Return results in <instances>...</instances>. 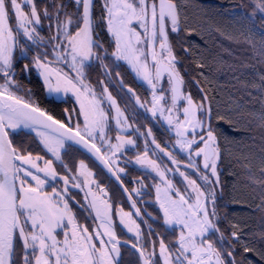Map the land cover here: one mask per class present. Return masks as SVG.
Instances as JSON below:
<instances>
[{
  "label": "snow or ice",
  "instance_id": "snow-or-ice-1",
  "mask_svg": "<svg viewBox=\"0 0 264 264\" xmlns=\"http://www.w3.org/2000/svg\"><path fill=\"white\" fill-rule=\"evenodd\" d=\"M75 3L77 12L69 13L65 5L57 0H53L51 11L47 7L38 10L34 0H23L24 6L29 8L26 12L18 0H0V79L3 81L0 83V264H14L11 258L14 255V238L17 235L22 239L25 249L23 264H117V258L120 256L118 245L121 241L116 238L108 212L111 205H104L103 223L98 226L103 231L89 233L86 227L75 223L65 199L71 198L68 193L69 186L79 188L80 184L75 180L70 183L68 176H59L51 160H43L40 156L33 157L30 152L27 155L19 154L8 139V131L20 126L33 128L47 152L51 153L54 159L61 161L62 165L60 152L64 149L66 140L75 141L86 149L90 147L99 152L95 144L89 145L85 137L81 136L78 124L74 132L60 120L26 102L11 90L13 86L21 88L13 78L16 75L14 50L19 47L21 54L28 59L26 54L35 46V54L30 58L31 67L42 77L47 90L56 94L73 92L77 99L81 100L80 110L84 113L85 135L94 139L93 132H96L101 140L105 139L103 133L107 116L99 109V101H89V109L85 110L81 98L86 99L85 92L95 97L91 85L85 83V67L91 66L93 61H98L105 68L107 75L108 69L103 64V58L108 53L102 43L93 38V0H75ZM255 7L264 13V0H259ZM104 8L107 13L108 31L114 37L116 45V51L111 55L117 60L127 61L133 70L151 85L154 93L152 114L155 116L159 112L163 115L165 110L169 113L166 117L167 123L175 127L177 135L174 147L191 150L195 157L203 158L202 167L206 174H202L200 179L205 183L207 191L196 186L194 180L188 181L194 186L192 191L196 193L195 204H190L179 190L175 189L173 191L178 198L173 199L166 194V200L161 203L164 224L169 227L179 225L181 229L171 250L169 244L159 238L158 255L162 258V264H237L232 251L224 247L227 238L219 232L217 224L213 222L216 216L214 185L219 183L217 162L220 149L210 122L211 109L206 108L204 102L197 104L190 94L184 93V80L176 67L178 60L166 30L167 21L172 32L179 31L180 14L177 4L173 0H111L110 3L105 0ZM41 15L48 22L49 35L46 38L37 30L41 27ZM255 16L256 12L253 11L247 25L250 34L254 31L252 20ZM10 19L15 20L14 27L10 25ZM134 21L138 22V26L143 30V37L131 26ZM255 28L258 29L259 38L252 40L246 36L245 41L257 46L259 53L264 55V17L255 23ZM21 40L24 41L23 44L20 43ZM142 43L151 46L150 52L146 53L143 48L138 47ZM157 44L159 51L156 50ZM184 51L187 52L188 49L185 48ZM49 56H54L55 60L49 59ZM148 56L151 58L152 68H149ZM54 63L69 66L75 75V82L67 74H62L59 68L53 67ZM23 71H29L28 64L23 65ZM164 74L167 75L170 85L168 91L171 103L167 109L160 103H167L163 95L165 90L160 87L161 95H155ZM103 90L107 92L106 86ZM108 99L115 103L110 94ZM180 101H185L187 105L182 110L179 108ZM117 114V125H120L123 119L124 125L131 127L119 108ZM180 116H183V120ZM201 116L204 119H201ZM67 119L71 120L72 117L68 116ZM148 134H151L150 129ZM115 139V145H108L113 150V155L124 145L131 146L136 143L119 135ZM151 143L155 145L154 140ZM148 144L149 142L145 141L143 155H137L132 162L157 171L163 178L164 172L160 171L156 161L148 157V152L155 150L150 149ZM194 145L197 147L193 150ZM155 148H159V145H155ZM167 155L170 157L171 153ZM37 161L42 162L44 166L40 167ZM189 166L196 167L194 163ZM64 167L66 168V165ZM84 167L81 161L80 168ZM119 171L123 172V169ZM261 174L264 175V170ZM29 178L35 183V187L30 184L26 186ZM58 179L62 181L64 188L59 192L53 188L52 194L42 193L45 184ZM168 188H172L171 182H168ZM157 192L159 193V188ZM157 198L159 199V195ZM92 207L96 208V215L101 216L95 203ZM136 211L139 212L138 209ZM131 217V212L120 211V223L126 225L127 230L134 232L139 239L140 225ZM65 218L72 225L71 232H64V239L60 241L54 233L62 227ZM148 231L151 233L153 230L149 227ZM210 235L217 236L220 248L207 238ZM94 236L100 238V248L93 243ZM104 237H107V242ZM231 237L233 240H239L236 232H232ZM149 243L152 244L153 251L147 253L144 264H155L156 242ZM132 248L136 249L137 245L133 244ZM221 248L224 250L221 251ZM28 250H31V255ZM244 250L251 251L247 246ZM139 254L141 257L145 256L143 248L139 249ZM224 257L228 258L227 261Z\"/></svg>",
  "mask_w": 264,
  "mask_h": 264
},
{
  "label": "trees",
  "instance_id": "trees-1",
  "mask_svg": "<svg viewBox=\"0 0 264 264\" xmlns=\"http://www.w3.org/2000/svg\"><path fill=\"white\" fill-rule=\"evenodd\" d=\"M173 1L180 22L178 32L169 31V41L177 69L193 99L205 103L207 97L219 142L220 189L214 223L227 238L224 247L232 251L237 264H264V55L245 41L246 36L259 38L255 23L264 13L255 7L259 0ZM253 11L250 34L247 25ZM104 28L109 34L107 25ZM108 36L112 51L115 42ZM122 67L127 69L125 63ZM154 126L164 134L163 141H173L160 123ZM136 173L147 176L140 169ZM146 190L152 198L151 187ZM153 224L156 241L163 238L174 247L177 229L166 227L161 218ZM232 232L239 240L232 239ZM208 238L220 248L216 235ZM245 246L251 251L245 252Z\"/></svg>",
  "mask_w": 264,
  "mask_h": 264
},
{
  "label": "flooded vegetation",
  "instance_id": "flooded-vegetation-1",
  "mask_svg": "<svg viewBox=\"0 0 264 264\" xmlns=\"http://www.w3.org/2000/svg\"><path fill=\"white\" fill-rule=\"evenodd\" d=\"M34 2L38 10L45 7H47L49 11L52 10L53 0H34ZM57 2H62L66 7L67 12H77L75 0H57ZM18 3L22 4L24 11H29V8L24 6L23 0H18ZM92 17L94 21L93 38L102 43L104 49H106L108 53L106 56L101 53V55L104 56L103 64L107 66L108 74L106 75L105 68L98 61H93L91 66L85 67V83L91 85L92 90L95 92V97L85 92L86 99L84 97L81 98L85 104V110L89 109V101H92L93 99L99 101V109L102 110L107 116V124L104 128L103 135L105 139H109L111 144L117 143L115 137L119 135L121 137L124 136L126 139L130 138L134 140L136 142L135 144L137 145L140 141L137 135V125L139 121L138 119L141 118V124L145 127L147 140L154 148L155 145H159V148L155 149L161 150L165 147L167 141H163V133L158 130L155 131L154 124L157 125L159 120L154 118L152 119V124H148L146 122V119L148 118V112L145 107H141V105H144V100L148 94V90L144 85L138 82L131 69L128 65H126L125 62L117 60L111 55L114 52V49L110 51L108 48V43L110 40L108 35L110 33L106 34V30L104 28V26L107 25V13L104 8L103 0H93ZM75 18L76 17L74 15L73 19ZM9 23L14 27L15 20L10 19ZM47 24L48 22L45 21L43 15H41V27L37 30L45 38L49 35ZM110 37L112 39L111 34ZM20 43L23 44L24 41L21 40ZM46 43L47 41L45 40L44 44L46 45ZM35 51V46H33V49L26 54L29 58L25 59L21 54L19 47L14 50V67L16 69V75L13 78L21 85V88L17 89L13 86L11 88L12 92L23 98L26 102L32 103L33 106L39 107L48 115L53 116L54 119L60 120L69 128H72L74 132L76 131V125L78 124L81 136H84L85 139L90 141L92 144H95L96 148H98L102 155L107 159L114 172L117 174L127 189L130 197L136 202V206L140 207V211L147 221L145 222L143 220L140 221L137 219L136 210L134 209L133 211V208H131L129 205V196H126V193L118 185L113 176L108 173L91 155H89L84 149L75 143L67 140L65 141L64 149H61L60 152L63 165L61 161L54 159L53 155L47 152L41 143V140L36 138L31 130L21 129L18 133V137L22 136L23 140H20L19 142L16 141V134L14 135L12 133L11 138L8 131L13 146L19 151L24 150L25 154L30 152L33 156H40L43 160H51L52 165L59 176H68L70 183L72 180H75L76 183L80 184L79 188L69 186L68 193L71 198L65 197V199H67L69 209L73 214V219L77 225L86 227L89 233H93L96 230L102 231L101 228L98 227V219L99 217H103V213L105 211L104 205H111V208L108 210V212L113 222L116 238L126 240L137 245L139 248H143L145 251V257H147L146 253L153 251V246L151 243H149V241L155 240V242H157V238L154 237V235H156L155 232L152 231L149 233L148 229L151 227V229L154 230L153 223L160 219V212L153 200V196L151 198L146 194L147 190L141 192L139 195H136L133 194V188L137 186L136 184L138 181H143L146 189L149 186L151 187L153 195L154 182L156 183L155 176L152 174V172L143 170L132 163H127L124 165V167L121 164V167L124 168L123 170H125V172L123 173L119 171L120 167L118 168L115 166L105 155L103 149L100 146V142L98 141L99 136L97 133L93 132V136L95 137L94 139H89V137L85 135L83 131L85 125L84 113L80 110L81 100H78L76 95L71 91H69L67 94H56L50 93L47 90L43 83L42 77H40L38 72L31 67L30 58L35 54ZM49 59L55 60V57L49 56ZM122 63H125L127 68L126 70L122 67ZM24 64L29 65V71H23ZM53 67L59 68L62 74H67V76L72 78L75 82V75L69 66L54 63ZM166 76L167 75L162 78L160 83L164 81ZM2 82L3 81L1 79L0 83ZM139 84L141 90L140 92L138 89ZM77 86L79 87V85ZM104 86H106L107 92H104ZM81 91L83 92L84 90L81 89ZM107 94L111 95L115 103L110 102L106 98ZM117 108H119L124 117H127V124L131 125V127H126L124 125L123 119H121V124L117 125ZM65 110H67V112ZM138 115L140 118H138ZM68 116H71L72 119H67ZM122 128H124V130H121ZM147 128H150L153 133L154 140L156 142L155 145L151 143L152 141L147 135ZM32 144L34 147L31 146ZM132 151L133 150L130 147L125 146L120 150L121 154L129 155L132 154ZM81 161L85 165L83 169L80 168ZM37 163L40 167L44 166L40 161H37ZM163 164L168 165V162H164ZM65 165L66 168L64 167ZM183 165L186 166L187 164L184 162ZM191 168L194 169L193 167ZM69 169L71 170L70 172L68 171ZM137 169L143 170L147 176L145 177V175H138L136 173ZM176 170L179 169L176 168ZM81 173H83V175H81ZM88 173H91V175H88ZM148 176L150 177L147 178ZM41 178H43V176ZM28 184L32 185L33 187L36 186L30 179H27L26 181V186ZM53 188L59 192L62 188H64V185L59 179L54 182L49 181V183L45 184L43 187L42 193L52 194ZM93 203H95L99 208L101 216L96 215V208L92 207ZM122 208H125L126 211L131 212L137 223L140 225L141 237L139 239H137L135 233L132 234V232H129L128 230L126 231L122 228L118 220L119 212L122 210ZM71 227V224H69L67 218H65L62 227L55 230L54 234L56 235V238L60 241H63V233H70ZM99 239V237H93V243L96 244L97 248L100 247ZM104 239L107 242V237H104ZM119 249L121 253L120 260L117 262V264H139V262L142 264L139 253L133 249L131 245L120 243ZM24 254L25 249L23 247L22 239L17 235L14 238V255L12 257L14 264H23ZM28 254L31 255V250H28ZM36 254H39L38 251ZM159 261L160 260L156 258L155 264Z\"/></svg>",
  "mask_w": 264,
  "mask_h": 264
},
{
  "label": "rangeland",
  "instance_id": "rangeland-1",
  "mask_svg": "<svg viewBox=\"0 0 264 264\" xmlns=\"http://www.w3.org/2000/svg\"><path fill=\"white\" fill-rule=\"evenodd\" d=\"M103 2L105 4V0H103ZM108 2L110 3L111 0H108ZM131 26L137 32H140L141 37L144 36V32L138 26V22L134 21ZM167 26H168V22H167ZM168 30L169 31L171 30L170 27H168ZM112 39L114 40L113 36H112ZM138 47L143 48L146 53L150 52V48H151L150 45H144L143 43L141 45H138ZM157 48H158V44L156 46V50H157ZM115 51H116V45L114 47V52ZM13 60H14V52H13ZM119 60L125 62L126 65L129 66V68L131 69L132 73L134 74V76L136 77L138 82H140V84L144 85L145 88L148 90V94H147V96L145 97V100H144V105H145V108H146V110L148 112V118L146 119V122L148 124H152V119L157 118L159 120L160 125L163 126L166 130H168L171 135H173V141H167V144L165 145L166 148L164 147L161 150H156L150 143L148 144V147L150 149H155L154 151H149L148 152V157H149V159L156 161V163L159 165L160 171L164 172V177L163 178L160 177L159 173L157 171L152 170L151 168L142 167V166L132 162V161L135 160V157L137 155H143V152L145 150V148H144L145 141H148L147 137H146L145 127L142 126L141 118H140L139 115H138L139 116L138 118H140V119H138L139 121H138V125H137V135H138V138L140 140L139 143L137 145L135 144V145H131V146L130 145H124L125 147H130L133 150L131 155H129V154H121L120 151L116 152L115 155H113L112 154L113 150L110 149L109 146H108L109 144H111L109 139L101 140L99 138L98 141L100 142V146L103 149L105 155L118 168L120 167V169H124L123 167H124L125 164L132 163L133 165H136V166L140 167L143 170H148V171L152 172V174L155 176V179H156V183L154 182V188H153V200H154L156 206L159 209L160 218H161V220L164 223L163 209L161 208V203L166 200V194L170 195L173 199H177L178 197L176 196L175 191H173V189L179 190L180 194H182L185 197V199L188 200V202L190 204H195L196 193H194L192 191V188L194 186L190 185L188 183V181H190V180H194L196 182V186H199V188L201 190L207 191L205 183L200 179V176L202 174H206L205 170L202 167L203 158L202 157H195L194 156V152H192L191 150H181L179 148V146H175L174 147V145L176 144L177 135H176L175 127L173 125H169L167 123L166 117L169 115V113L165 110L163 115H161L158 112L157 115L153 116L151 109H153L152 96H153L154 93H153V89H152L151 85H149L146 80H144L142 77H140L133 70L132 65H130L127 61H125L123 59H119ZM147 60H148L149 68H152V62H151L150 56L147 57ZM142 62H143V60H142ZM176 67H177V65H176ZM154 83H155V81H154ZM160 87H162L165 90L163 92V95L165 96V100L167 101V103H165V101H161L160 103L164 106L165 109H167L170 106V103H171L170 99H169L170 93L168 91L170 85L168 83L167 76L165 77L164 81L158 85L157 90L155 91V95H157V96L161 95V92L159 91ZM183 91H184L185 94H190L189 92L184 90V87H183ZM106 98L108 99V94L106 95ZM191 98H192V96H191ZM112 100H113V98H112ZM193 100L197 104L203 102L202 100H195V99H193ZM186 106L187 105H186L185 101H180L179 102V108L181 110H182L183 107H186ZM205 107H206V104H205ZM200 118L204 119L203 116H201ZM180 119L183 120V116H180ZM21 129L31 130L33 132L34 136L40 140V138L36 134V130H34L33 128H26V127H23V126H20L19 128L15 129V130L9 131L11 138H12V133H13L14 135L16 134V141L19 142L20 140H23L22 136L18 137V133L20 132ZM212 129L215 132L214 125H212ZM122 137L125 138L124 136H122ZM189 138H191V136H189ZM112 145H115V143L112 144ZM31 146L34 147L33 144ZM202 146L203 145L201 144L200 147H202ZM141 147H143V148H141ZM196 147L197 146L194 145L193 146V150L196 149ZM18 152L21 155H27V154H25L24 150H21V151L18 150ZM190 152H191V154H190ZM168 153H171L170 157L167 155ZM33 157H36V156H33ZM173 160L175 161V163H172ZM164 162H168V165L163 164ZM184 162L187 164L186 166L183 165ZM193 163L196 166L194 169H192L190 166H188V165H191ZM121 164L123 165V167H121ZM176 168H178L179 170H176ZM124 172H125V170H123V173ZM217 172H218V174L220 172L219 160L217 162ZM182 173H183V175H181ZM185 177H187V179H185ZM168 182H171V185H172L171 189L168 188ZM136 185L137 186H135L133 188V194L139 195L141 192H144L146 190V187H145L143 181H138V183ZM157 188H159V193L157 192ZM214 189H215L216 198H217L218 193H219V189H220V183L214 185ZM158 195H159V199L157 198ZM129 205L131 206V208H133V211H134V209L135 210H137V209L139 210V212L136 211L137 219H139L140 221L141 220H143L145 222L147 221L146 218L143 216L142 212L140 211V207L136 206V202L135 201L133 203H130ZM122 210L125 213L129 212V211H126L125 208H122ZM217 218H218V216H217V212H216V216L213 218V222L217 221ZM125 219L127 220L128 218L126 217ZM131 219L134 220L136 222V224H138L136 219H135V217L133 215H132ZM118 220L120 222V212H119ZM121 226H122L123 229H125L127 231V226L126 225H122L121 224ZM167 227H169V226H167ZM169 228H171V229H175L176 228L177 229V238H178L179 233L181 231L179 225H173V226H171ZM132 234H134V232H132ZM177 238H176V240H177ZM158 241L155 243V246H156V250L155 251H156L157 255L154 257V261H155L156 258H158L160 261L157 262L156 264H162V258L158 255V251H159V243H158ZM169 247H170V250L173 248L171 246H169ZM145 250H146V248H145ZM151 250H152V248H151ZM146 255H147V253H146ZM224 259L227 261L228 258L224 257ZM139 264H140V262H139Z\"/></svg>",
  "mask_w": 264,
  "mask_h": 264
},
{
  "label": "water",
  "instance_id": "water-1",
  "mask_svg": "<svg viewBox=\"0 0 264 264\" xmlns=\"http://www.w3.org/2000/svg\"><path fill=\"white\" fill-rule=\"evenodd\" d=\"M174 3H176L175 1H173ZM166 30H167V21H166ZM167 32H168V30H167ZM168 38H169V35H168ZM158 50H159V47H158ZM166 74H164L163 76H162V78L165 76ZM162 78H161V80H162ZM205 104H206V108H208V107H210V104H209V102H208V100H206L205 101ZM38 115V114H37ZM210 121H211V113H210ZM150 128H147V135H148V137H149V139L151 140V141H153L154 140V136H153V133H152V131H151V134L149 135L148 134V130H149ZM151 130V129H150ZM8 139L9 140H11L10 139V136H9V133H8ZM85 141H87L88 142V144L89 145H91L92 143L90 142V141H88L87 139H85ZM155 141V140H154ZM12 142V141H11ZM71 142H73V143H75L76 145H78V146H80L82 149H84L89 155H91L108 173H110L112 176H113V178L115 179V181L118 183V185L122 188V190L126 193V196L128 197L129 196V201H130V203H133L134 202V200L130 197V194L128 193V191H127V189L125 188V186L123 185V183L121 182V180H120V178L117 176V174L114 172V170H113V168H112V166L110 165V163L107 161V159L102 155V153L99 151L98 153L95 151V149H91L90 147L89 148H85V147H83V145L82 144H79V143H77V142H75V141H71ZM156 143V142H155ZM13 145V144H12ZM118 239V238H117ZM118 240H120L121 241V243L122 244H128V245H133V243H131V242H128V241H126V240H121V239H118ZM118 247H119V245H118ZM139 247L137 246V248L135 249L138 253H139ZM121 253V252H120ZM140 255V254H139ZM13 257V256H12ZM141 257V256H140ZM146 257L144 256V257H141V260H142V264L144 263V259H145ZM12 259V258H11ZM120 260V256L117 258V262Z\"/></svg>",
  "mask_w": 264,
  "mask_h": 264
},
{
  "label": "bare ground",
  "instance_id": "bare-ground-1",
  "mask_svg": "<svg viewBox=\"0 0 264 264\" xmlns=\"http://www.w3.org/2000/svg\"><path fill=\"white\" fill-rule=\"evenodd\" d=\"M99 225H101L103 223V219L99 217ZM101 230L103 231V229L101 228ZM113 231L115 232V229L113 228ZM144 264V263H143Z\"/></svg>",
  "mask_w": 264,
  "mask_h": 264
}]
</instances>
